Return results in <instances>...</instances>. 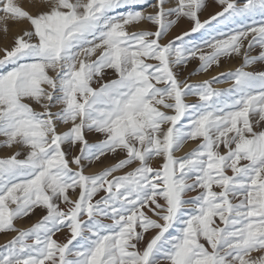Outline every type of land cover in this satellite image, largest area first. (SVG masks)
<instances>
[{
    "label": "snow or ice",
    "instance_id": "1",
    "mask_svg": "<svg viewBox=\"0 0 264 264\" xmlns=\"http://www.w3.org/2000/svg\"><path fill=\"white\" fill-rule=\"evenodd\" d=\"M213 2L221 11L201 21L208 0H41L35 15L0 0V19L28 25L0 59V147L18 149L0 158V233H16L0 264H264V70H247L264 65V0ZM182 19L190 30L162 43ZM141 23L156 30L129 31ZM234 57L235 71L200 84L175 71Z\"/></svg>",
    "mask_w": 264,
    "mask_h": 264
},
{
    "label": "rangeland",
    "instance_id": "2",
    "mask_svg": "<svg viewBox=\"0 0 264 264\" xmlns=\"http://www.w3.org/2000/svg\"><path fill=\"white\" fill-rule=\"evenodd\" d=\"M17 2L22 6V8L25 11H28L30 14H33V15L37 14L40 11L46 10L45 8H43L41 0H17ZM174 3H175V0H172V4H170L169 6H174ZM218 11H221L219 6L215 5L213 0H208V7L205 11H203L200 14L199 18L201 21L207 20L211 15H214ZM148 14H155V10L152 8H149L148 11L145 12V15H148ZM2 16H3V13H0V17H2ZM257 19H259V17ZM213 23H215V22H213ZM191 27H192V24L190 22H188L187 20H184V19L180 20L178 23V26L174 27L171 30V32L169 33L167 38L165 40H163L162 43H167L169 40L174 39L176 36L181 35L183 32L189 31ZM5 28H7V32H5ZM27 28H28V25L26 23H20V22H16V21H12V20L4 21V20L0 19V30H1L0 31V59H3V57H4L3 49L7 48L10 50L11 47L13 46L14 39L17 36L21 35L23 30H26ZM143 30L155 31L156 28L154 25H150L148 23H141L140 25L129 27L130 32H133V31L139 32V31H143ZM225 30H227V29H225ZM193 38L196 39L197 41H199L201 39L200 33L193 34ZM258 52H259V49H257L252 54L256 55ZM149 62L155 63L154 61H149ZM241 64H242V57L222 59L219 67L213 66L206 73H201L199 75H191L199 67V61L198 60H192L189 62V64L187 65L186 68L185 67H178L177 69H175V71L178 73V78L181 81L187 80V82L189 84H200L205 80H211L213 77H220L221 73H224L225 75H227L228 73L235 71L236 68L241 66ZM247 70H249V71L264 70V65L257 64V65H254L252 68H249ZM49 74L54 75V73H51V72ZM115 78L116 77H115L114 73H112L111 70H109L108 73L104 77V81L106 82L110 79H115ZM91 86L93 88H98L100 85L98 83H93ZM213 87L217 91H224L225 89H228L229 87H231V85L227 84V83H219V84H213ZM187 102L188 103H196L197 98L191 97L188 99ZM33 107L36 111H41V109L38 106H36L35 104H33ZM58 110H59L58 108L53 109V111H58ZM169 114H171V113H169ZM69 127H71V125L58 126V132L63 133L65 131H67ZM86 138L89 140L90 143H94V142L102 139L101 136H99L95 133H91V134L86 133ZM3 139H4L3 137H0V141H2ZM198 143H199V141H189L182 149H180L178 152L175 153V156L177 158H181V157L186 156L188 153H190L192 150H194L197 147ZM17 150L18 149L16 147H13L11 149L6 148V147H0V158H8V157L12 156ZM64 150L68 154L67 158L69 160H71L73 156L79 154V145H77L75 148H72L68 145H65ZM19 158L23 159L24 157H23V155H21ZM122 158H123V154L115 156V157L109 155V156L103 157L101 159V161L95 162L93 164H87V162H85V174L86 175L99 174L105 168L114 165L119 159H122ZM161 162L162 161L159 158H157L156 160H154L152 162V166L153 167H159ZM136 166L137 165H133L132 167L126 169L125 171H132V169ZM72 167L75 170V166H72ZM122 174H123V172L116 173V175H122ZM77 193H78V190H77ZM102 194L103 193H101V195ZM196 194L197 193H191L190 195L195 196ZM68 195L73 200L77 198V194L72 193L71 190H69ZM160 202L163 203V201H160ZM61 207H64V205H61ZM44 214H45L44 211H42L40 209H36V211L33 214H31L30 216H28L24 219L15 221V227L20 229V230H27V229L31 228L36 222H38L39 219ZM149 215H151V213H149ZM217 223H219V221H217ZM15 235H16V233H0V248H2L11 239H13V237ZM152 235H154V233L146 234L144 244L147 243L148 239H150ZM68 236H69V233L67 232V230H65L63 232L58 233L54 237V239H56L60 243H65ZM144 244H141L140 247L143 248ZM253 255L255 256L258 254L254 253Z\"/></svg>",
    "mask_w": 264,
    "mask_h": 264
},
{
    "label": "bare ground",
    "instance_id": "3",
    "mask_svg": "<svg viewBox=\"0 0 264 264\" xmlns=\"http://www.w3.org/2000/svg\"><path fill=\"white\" fill-rule=\"evenodd\" d=\"M1 31V30H0ZM20 31V30H19ZM18 35V34H17Z\"/></svg>",
    "mask_w": 264,
    "mask_h": 264
}]
</instances>
